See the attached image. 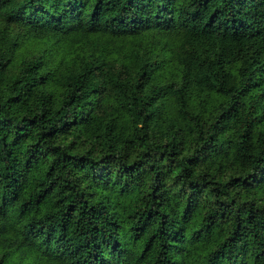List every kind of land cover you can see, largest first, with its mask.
Segmentation results:
<instances>
[{
  "label": "trees",
  "instance_id": "16d2710c",
  "mask_svg": "<svg viewBox=\"0 0 264 264\" xmlns=\"http://www.w3.org/2000/svg\"><path fill=\"white\" fill-rule=\"evenodd\" d=\"M0 264H264V0H0Z\"/></svg>",
  "mask_w": 264,
  "mask_h": 264
}]
</instances>
